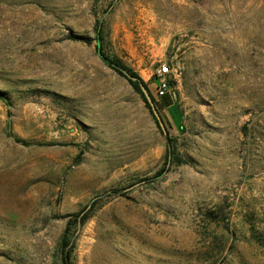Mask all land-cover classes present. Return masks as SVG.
Listing matches in <instances>:
<instances>
[{
	"label": "rangeland",
	"instance_id": "374dc122",
	"mask_svg": "<svg viewBox=\"0 0 264 264\" xmlns=\"http://www.w3.org/2000/svg\"><path fill=\"white\" fill-rule=\"evenodd\" d=\"M108 61L168 65L169 136ZM65 233L68 264H264V0H0V264Z\"/></svg>",
	"mask_w": 264,
	"mask_h": 264
},
{
	"label": "trees",
	"instance_id": "16d2710c",
	"mask_svg": "<svg viewBox=\"0 0 264 264\" xmlns=\"http://www.w3.org/2000/svg\"><path fill=\"white\" fill-rule=\"evenodd\" d=\"M98 34H100V28L98 29ZM105 59L108 60V58L105 57ZM108 63H110V65L112 64H116L117 66H119L120 68H123L125 69L132 77L133 79H129L127 76H125L117 67H114L113 66V69L119 73L120 75L124 76L128 82L130 83V85L132 86V88L138 92L142 98V100L144 101L145 105L147 106L148 109H150V111L152 112L151 110V107H150V104L149 102L147 101L145 95L143 94L142 90H141V86H144L147 90V92L149 93V95L151 96V99L155 105V108L158 110V113L160 115V118L164 124V127H165V132L167 134V136H169V131H168V127L167 125H172L171 123V120L173 118L172 114L169 113V115L167 113H165V117L160 113L159 109H158V106L156 104L157 100L156 98L159 97V98H163V103L165 104V108H171L173 106V104L169 101V99L166 97V95L168 93H164L162 95H159L158 94V90H157V83H158V79L157 77H154L153 79V82L151 83H145L134 71H132L131 69L127 68L125 65L121 64V63H116V62H110L108 61ZM171 86V84L169 83V87ZM168 109V110H169ZM170 111V110H169ZM156 119V118H155ZM156 123L158 125V127L161 129L158 121L156 120ZM162 130V129H161ZM22 141V140H21ZM171 147H170V144L168 143L167 144V155H166V159H165V163L168 164L170 161H171ZM85 218V215H82V217L80 218V221H83ZM67 246H69L67 248ZM61 248H62V251H64V256H63V261L65 264H68V261H69V257H70V251L72 250V241L71 239L69 238V235L68 233H65V235L63 236V239L61 241Z\"/></svg>",
	"mask_w": 264,
	"mask_h": 264
},
{
	"label": "built area",
	"instance_id": "2783aa9c",
	"mask_svg": "<svg viewBox=\"0 0 264 264\" xmlns=\"http://www.w3.org/2000/svg\"><path fill=\"white\" fill-rule=\"evenodd\" d=\"M170 69L166 63H163L158 66L156 69V77H157V90L158 94L162 95L164 93H167L169 89V82L167 80V75L169 74Z\"/></svg>",
	"mask_w": 264,
	"mask_h": 264
},
{
	"label": "water",
	"instance_id": "95a60500",
	"mask_svg": "<svg viewBox=\"0 0 264 264\" xmlns=\"http://www.w3.org/2000/svg\"><path fill=\"white\" fill-rule=\"evenodd\" d=\"M112 66L117 67L129 79H133V77L125 69L120 68L116 64H112ZM141 90H142L143 94L145 95L147 101L149 102L151 110H152L155 118L157 119V121H158V123H159V125H160V127H161V129L163 131V133L166 134L164 124H163V122H162V120L160 118V115H159L157 109L155 108V105H154V103H153V101L151 99V96L149 95V93L147 92V90H146V88L144 86H141Z\"/></svg>",
	"mask_w": 264,
	"mask_h": 264
}]
</instances>
